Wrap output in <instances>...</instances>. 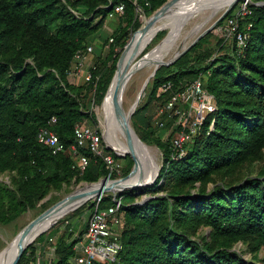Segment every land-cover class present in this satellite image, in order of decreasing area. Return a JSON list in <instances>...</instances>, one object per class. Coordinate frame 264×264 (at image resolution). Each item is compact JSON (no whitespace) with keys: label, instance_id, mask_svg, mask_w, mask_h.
Segmentation results:
<instances>
[{"label":"trees","instance_id":"1","mask_svg":"<svg viewBox=\"0 0 264 264\" xmlns=\"http://www.w3.org/2000/svg\"><path fill=\"white\" fill-rule=\"evenodd\" d=\"M147 1L0 0V172L13 175L10 186L0 182V222L15 219L49 187L72 176L92 183L107 173L101 158L87 146L79 148L88 158L79 171L69 151L51 152L36 132L50 128L67 147L73 142V126L90 123L93 113L88 100L81 98L92 86L93 97L99 98L109 86L119 50L140 25L135 5L147 15L164 0ZM240 1L217 21L234 23L229 51L222 38L215 47L205 46L207 35L199 38L175 60L156 68L146 100L130 115L140 138L160 149L161 164L150 185L114 193L120 199L121 264H252L230 247L240 241L255 256L264 245V4L256 3L264 0H249L243 14L235 13ZM118 2L122 13L114 15L115 25L105 30L107 12ZM87 44L93 53L91 80L72 84L66 73L72 54ZM198 74L215 108L185 139L184 153L175 157L170 149L172 130L164 138L152 135L155 109L149 110L150 103L162 106L170 90ZM166 80L171 86L161 91ZM159 115L166 117V111ZM121 157L124 175L132 160L127 154ZM255 160L262 162L255 174L231 178ZM143 192L149 197L135 202ZM112 202L107 192L97 206ZM86 205L90 211L94 199ZM85 224L86 220L80 231ZM200 226L207 227V234L195 236ZM56 244L52 264H61L72 253L71 241L60 235ZM31 249L26 246L16 264L27 261Z\"/></svg>","mask_w":264,"mask_h":264},{"label":"rangeland","instance_id":"2","mask_svg":"<svg viewBox=\"0 0 264 264\" xmlns=\"http://www.w3.org/2000/svg\"><path fill=\"white\" fill-rule=\"evenodd\" d=\"M190 1H193V0H184L183 2L179 0L175 2L173 5H171L169 8H167V11H169V10H172L180 6L174 10L172 14L173 17L167 25L161 26L154 33H152V35L143 44H141L140 51L138 52L136 57H134V59L130 62L128 66L129 68L127 72V81H126L125 87L122 92V99L120 101L122 103L121 108L125 112V115L128 116L127 119H128V123L130 127L134 131L135 135L141 141L143 140L140 138V134L136 132V130L134 129L132 125V121L130 119V115H131L130 111H133L137 106H139L142 102L146 100L147 92L150 88L151 80H152V77H153V74L156 68H158L161 65H166L172 62L173 60H175L178 56H180L183 52H185L192 44H194L199 38L205 35H207L206 37L207 43L205 46L215 47L217 40L222 38L223 45L226 46L224 50L229 51L230 49V45H231L230 42L232 38L230 25L228 24V22L227 24L226 23L217 24V21L221 18V16L224 15L226 10L230 6H232L236 2L239 3L240 0H236V1L234 0L231 4L227 3L224 6H220V7H217L214 5H210L207 7H200L201 9L198 8L200 10H198L197 7L192 9L193 7H190V6H187L188 8L181 6ZM153 10L147 15L144 13L137 14L140 25L134 31L128 33L127 40L130 37L129 41L127 42L126 40L125 41V43L127 42L126 46L124 43L122 48L119 50L113 73L116 69L118 60H119V65H120V61L126 51V47L131 43V39L134 38V41H135L139 37H141L142 34L145 32L144 30L141 33V30L144 27H146L147 24L150 22L151 18L148 16L153 12ZM105 18L106 19H104V23L106 25H109L110 27H113L117 21L115 16L111 18L110 17H105ZM137 29L139 30L135 32ZM184 41H187V44L185 45L186 47L185 50L181 54H179L177 57H175L177 53L181 50L177 51V50H174V48L178 44L183 43ZM134 48H135L134 46L133 47L132 45L130 46L129 54L134 50ZM88 62H91V63L93 62V58L91 55H90V60ZM67 79L72 84L81 85L84 83L82 81V78L77 75L76 76L71 75L67 77ZM93 89H94V86H92L90 90H87L85 95L81 98L83 99V101L88 100L89 102L88 110H91V112L93 113V119L89 120L90 123L89 122L88 123L83 122V123L88 124L91 127L95 128L100 137L101 146L103 148L104 147L108 148L111 152L117 155L115 159L118 161L120 165V171L118 174H114L113 176H111V179H117V178H120L126 175L129 172L128 171L126 174L121 175V169L123 165V159L121 156H124L126 154L124 155L118 154V152L124 153V151L120 148V146H118L117 144L115 145L114 143L111 142L110 133L107 132L106 130L107 127L105 126V123L103 121V114H102L101 107L105 100L108 89L106 90V94L104 98H103V95H104L105 90L103 94L101 95V97L98 98V97H93V94H94ZM131 103H134L132 107H131ZM156 105H157L156 101H151L150 108H149V110L152 113H153V110L155 109L154 113L152 114V118L150 122V127L153 133L152 135L160 137V138H164L168 133H171V130H172V134H173L172 136H174L176 132L178 131V128H175L176 126L175 118L172 119V118L163 117L159 115L160 114L159 107L161 105L159 107ZM187 120H189V122L191 123L193 121V116H191L190 114L189 116L186 117V121ZM160 121L162 122L161 124H159ZM165 122L166 124H164ZM141 141H139L140 144L150 145L155 148V160L157 161V168H156L155 175L150 180L146 181L143 177V174L140 172L139 180H141L142 184L136 188L125 187L123 189H139L140 187L150 185L157 175L159 166L161 164V151L155 144L147 143L144 141L143 143ZM183 143H182V154L187 149L186 146H188L187 140H185V142L183 141ZM113 148H116V149H113ZM261 163H262L261 161H256V160L251 163H246L231 178L239 179L243 176L255 174L257 170L259 169ZM131 166H132V163H131ZM12 179H13V175L11 173H8L5 171L0 172V182L6 185L8 184L10 186V182ZM85 183H89V182H85L83 180H75V177L72 176L68 181L62 182L58 187H49L46 190V192L42 195V197L34 204V206L23 210L15 219H12L5 223L0 222V251L4 247H6V245L12 241V239L18 236L19 233H21L29 225L34 223L37 219L41 218L43 215L35 217L41 211H43L44 209H46L47 207H49L50 205H52L53 203L61 199L65 194L69 193L70 191L72 190L78 191L79 189H81L80 187L83 186ZM209 186H211V183H208V187ZM195 189L196 187L190 188L191 191H194ZM107 192H110V191H105L102 194L107 193ZM115 192H117V190L111 191L110 192L111 196H113ZM95 197L96 195L89 197V199L87 198L85 201H83L78 206L73 208L72 209L73 211L69 210L68 212L65 213L66 215L63 214L61 217L57 218L47 227L43 228L27 244V246L31 245L32 256L29 255L28 253L29 251H28L26 253V256H28L29 259L27 261L26 260L22 261L21 264H45L48 261L51 262L52 264L53 262H55L56 255L58 254V252L56 251L57 250L56 242H57L58 237L61 235V236H64L66 240L70 241V237L72 236V234L83 232L84 229L81 231L80 229L82 227L83 222L86 220L89 214V209L86 207L87 206L86 204H88L89 201L94 199ZM148 197H149V194L143 192L140 195H136L134 201L140 203ZM66 225L68 229L66 228ZM22 226L24 227L22 228ZM17 232L18 234L16 235ZM197 234L206 235L207 227L205 226L198 227L194 235L196 236ZM63 242L64 241L62 240V243ZM230 248L235 250L238 254H240L243 258H245L252 264H264V245H261L258 247L257 251L255 252V256H253L252 253H250L247 250L245 244L240 241H237L234 244H232ZM18 260H19V257H18ZM61 264H66V261Z\"/></svg>","mask_w":264,"mask_h":264},{"label":"built area","instance_id":"3","mask_svg":"<svg viewBox=\"0 0 264 264\" xmlns=\"http://www.w3.org/2000/svg\"><path fill=\"white\" fill-rule=\"evenodd\" d=\"M248 1L241 0L235 13L243 14L247 12L245 4ZM144 3L147 4L148 1L144 0ZM134 8L137 13H142L138 5H135ZM122 10V3H115L106 16L119 15ZM228 24L232 29L234 23L231 19L228 20ZM237 38L238 42H241L239 34H237ZM108 40H111V37ZM91 54V44L76 48L72 54L71 63L66 70L67 77L77 75L82 78L83 82L91 80L90 67H92V63H86L88 56ZM170 86L169 80L162 82L160 85L161 91L168 90ZM214 108L213 97L202 87L199 74L189 80L183 87L170 90L163 105L159 107V111L165 110L166 117L175 118V123L179 126L178 131L172 136L170 142L173 156L176 157L182 154L183 141L194 134L203 116L213 111ZM190 114L193 116L191 123L189 120L186 121V117ZM51 120H53V117ZM161 123L160 121L159 124ZM209 127H211V124ZM73 134V142L67 147L58 139L53 130L47 127H39L36 132V138L39 142L50 147L51 152L63 149L69 151L75 158V165L79 171L88 162L87 156L81 153L79 148L87 146L93 154L99 156L103 161L107 170L105 175L108 181L111 176L119 173L120 165L118 161L109 152L103 150L100 144V137L95 128L85 123H76L73 126ZM100 196L98 195L94 198V205L86 218L83 232L74 233L70 237L72 253L67 257L66 264H121L118 257L121 243L117 228L119 224L117 212L120 199L113 194V202L111 204L98 207L97 201ZM45 264H51V262L48 261Z\"/></svg>","mask_w":264,"mask_h":264},{"label":"bare ground","instance_id":"4","mask_svg":"<svg viewBox=\"0 0 264 264\" xmlns=\"http://www.w3.org/2000/svg\"><path fill=\"white\" fill-rule=\"evenodd\" d=\"M177 1H179V0L173 1L167 8H169L171 5H173ZM181 1L183 2L184 0H181ZM230 1L231 0H193V1H190L184 5H181V6H183V7L190 6V7H193L192 9H194L195 7H197V9H198L200 7H207L210 5L220 7V6H224L225 4L229 3ZM178 7H180V6H178ZM178 7L174 8L172 10H169V11H167V9H166L165 12L161 16L155 18L154 20L150 21L147 24L145 32L142 34L141 37H139L135 41H134V38L131 39V43L126 47V51H125V53H124V55L120 61V65H119V61H118L119 67L117 65V68H116V70L113 74V77L109 83L110 87L108 86L109 89L107 88L108 89L107 94L105 93L106 97L104 95L105 100L102 104L101 110H102V114H103V121L105 123V126L107 127L106 130H107V132L110 133L111 142L114 143L115 145L117 144L118 146H120V148L124 152L127 151V144H126V140H125L126 133L118 128L117 120H116L117 117H116V113L114 111V104H113L114 103L113 102L114 90L116 88L117 94H118L119 106L120 107L122 106V103L120 101L122 99V92H123V89H124L126 81H127V76H126L127 70H125L123 72H120L119 70L121 69V66L125 63H128V66H129L130 62L134 59V57H136V55L140 51L141 44H143L152 35V33H154L161 26L167 25L173 17L172 14H173L174 10L177 9ZM187 8H185V9H187ZM200 9H198V10H200ZM201 23H202V21H201ZM186 44H187V41H184L183 43L178 44L174 48V50H177V51L182 50ZM131 45H132V47L134 46L135 48L129 54ZM125 46H124V48H125ZM147 81H148V79H147ZM133 105H134V103H131V107ZM119 114H120V117H126L125 112L122 110V108L120 109ZM139 141H141V140L136 135L132 134V140H131L132 145L131 146H132V149L134 151V155L137 158V165H138V169H139L138 174L141 172L143 174L144 179L146 181H148L155 175L156 168H157V161L155 160V148L153 146H150V145H142L139 143ZM141 142H143V141H141ZM116 148H113V149H116ZM138 174L119 180L120 184L118 187H121V185L126 186L129 184H132L133 182H135L137 180ZM109 182L110 181H107V183H109ZM99 185H100L99 182L85 183L83 186L80 187L81 189H79L78 191L73 190L74 195L70 196L68 199L62 201L61 203H58V204L54 205L53 207H51L41 218L37 219L34 223H32L26 229H24L21 233H19L18 236H16L14 239H12V241L9 242L6 245V247H4L0 251V264H7L8 263L10 257L13 255L14 251L21 244V242H23V240H26L28 237L30 238L31 236H33L38 231L47 227L49 224H51L57 218L61 217L66 212H68L69 210H72L73 208L78 206L80 203L85 201L87 198L89 199V197L93 196Z\"/></svg>","mask_w":264,"mask_h":264},{"label":"water","instance_id":"5","mask_svg":"<svg viewBox=\"0 0 264 264\" xmlns=\"http://www.w3.org/2000/svg\"><path fill=\"white\" fill-rule=\"evenodd\" d=\"M175 0H164L162 3H160L154 10L153 12L149 15L151 20H154L155 18L161 16L165 10L167 9V7ZM234 0H231L229 3L231 4ZM257 4H264V2L262 1H257L256 2ZM148 16V17H149ZM149 18V19H150ZM209 28V27H208ZM146 29V27H144L142 30H141V33ZM186 47H184L181 51H179L177 53V55L175 57H177L179 54H181L184 50H185ZM174 57V58H175ZM119 61V60H118ZM117 65H118V62H117ZM117 68V66H116ZM128 63H125L121 66V69L119 70L120 72H123L125 70H127L128 72ZM116 70V69H115ZM115 72V71H114ZM114 74V73H113ZM113 76V75H112ZM127 76V75H126ZM112 78V77H111ZM111 80V79H110ZM113 104H114V111L116 113V120H117V125H118V128L120 130H122L123 132L126 133L125 135V140H126V144H127V151L124 152V153H118L119 155H124V154H128L130 156V158L132 159V166L129 170V172L120 177V178H117V179H110L109 183H107V177L106 175L102 176L101 178L97 179L96 181L94 182H99L100 185L97 187L96 189V192L94 195L98 196V195H101L103 192L105 191H119L125 187H129V188H136L138 187L139 185L142 184L141 180L140 179V173L138 174L139 172V169H138V165H137V158L136 156L134 155V151L132 149V144H131V140H132V134L135 135L134 131L132 130V128L130 127L129 123H128V116L126 117H120V109L121 107L119 106V101H118V94H117V89L115 88L114 90V98H113ZM132 111H130V114H131ZM138 174V178L135 182H133L132 184H129V185H121V187H118L119 186V180L121 179H124L126 177H129V176H134V175H137ZM90 183V182H89ZM74 195V192L73 190L70 191L69 193L65 194L61 199H59L58 201H56L55 203H53L52 205H50L49 207H47L46 209H44L43 211H41L37 216L35 217H38L40 215H44L46 213V211H48L51 207H53L54 205L58 204V203H61L62 201L68 199L70 196ZM34 217V218H35ZM32 220V219H31ZM30 220V221H31ZM29 221V222H30ZM27 222V223H29ZM26 223V224H27ZM25 224V225H26ZM24 226H22L23 228ZM21 228V229H22ZM20 229V230H21ZM19 230V231H20ZM18 231V232H19ZM41 231V230H40ZM38 231L37 233H35L33 236H31L30 238L28 237L26 240H23V242H21V244L17 247V249L14 251L13 255L10 257L9 261L7 264H16L17 260H18V257L20 256L22 250L27 246V244L40 232ZM17 232V233H18ZM16 233V235H17ZM15 235V236H16Z\"/></svg>","mask_w":264,"mask_h":264},{"label":"crops","instance_id":"6","mask_svg":"<svg viewBox=\"0 0 264 264\" xmlns=\"http://www.w3.org/2000/svg\"><path fill=\"white\" fill-rule=\"evenodd\" d=\"M111 18V17H110ZM103 27L105 30L110 31L112 29V27H110L109 25H106L105 23L103 24ZM92 58H93V54H91ZM90 60V56H88L86 63Z\"/></svg>","mask_w":264,"mask_h":264}]
</instances>
